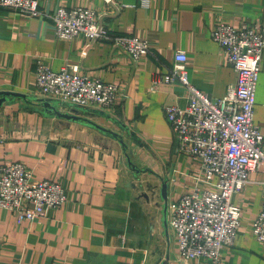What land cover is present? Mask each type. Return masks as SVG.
<instances>
[{
	"label": "crops",
	"instance_id": "crops-1",
	"mask_svg": "<svg viewBox=\"0 0 264 264\" xmlns=\"http://www.w3.org/2000/svg\"><path fill=\"white\" fill-rule=\"evenodd\" d=\"M37 5L47 13L60 7L92 9L112 35L147 40L152 49L135 64L108 41L59 39L49 20L0 8V92L21 94L31 103L9 98L0 107V168L22 163L34 180L61 184L67 197L33 221L0 208V264H213L182 259L162 220L163 178L167 202L196 186L210 187L201 182L199 162L174 151L164 116L165 106L186 105L185 88L154 81L170 72L175 52L182 51L190 84L222 98L237 76L210 32L219 22L264 24V0H37ZM37 60L54 72L77 66L80 75L116 84L119 101L107 111L77 113L57 105L58 114L75 120L50 113L31 100L42 98ZM254 123L264 134V51ZM139 172L159 179L149 185L153 198L143 191ZM263 181V173L252 172L233 194L240 228L234 244L220 250L217 264H264V246L251 231Z\"/></svg>",
	"mask_w": 264,
	"mask_h": 264
},
{
	"label": "built area",
	"instance_id": "built-area-1",
	"mask_svg": "<svg viewBox=\"0 0 264 264\" xmlns=\"http://www.w3.org/2000/svg\"><path fill=\"white\" fill-rule=\"evenodd\" d=\"M0 8L17 10L26 18L49 20L59 39L108 41L135 64L152 49L147 40L112 35L96 11L89 8L60 7L47 13L39 9L37 0H0ZM210 37L237 76L235 84L227 88L222 98L213 99L190 84L182 51L175 52L172 69L159 74L154 84L178 82L185 88L186 105L165 106L164 116L173 134L174 151L199 162L201 182L210 187L196 186L178 200L168 201V227L182 259L203 258L217 264L220 250L234 244L240 228V209L232 203L233 194L248 183L250 173L264 174V134L254 123L264 24L242 23L234 27L219 22ZM78 71L77 66H72L54 72L37 60L38 93L44 99L58 102L59 110L67 112L86 108L107 111L116 105L120 98L118 85L80 75ZM261 196V209L251 231L255 240L264 246V181ZM66 201L61 184L34 180L22 163L0 168V208L33 221Z\"/></svg>",
	"mask_w": 264,
	"mask_h": 264
},
{
	"label": "water",
	"instance_id": "water-1",
	"mask_svg": "<svg viewBox=\"0 0 264 264\" xmlns=\"http://www.w3.org/2000/svg\"><path fill=\"white\" fill-rule=\"evenodd\" d=\"M9 98H24L25 100L28 99L26 98L25 96L21 95V94H17V93H14V92H8V91H2L0 92V107H2L3 104H5L6 102L9 101ZM31 100H34L36 101L39 105H41L44 109H46V111H55V113L57 115H60V116H64V117H67L69 119H72V120H75V119H78V117L76 116H72V117H69L67 115H61V114H58L57 112V105H58V102L56 101H47L45 100L44 98H40V99H36V98H31ZM74 113H77L78 110H73ZM97 127V126H96ZM167 180L165 178H163L161 180V188H160V197L162 199V202H163V223H164V226L167 225ZM158 264H164V261H159Z\"/></svg>",
	"mask_w": 264,
	"mask_h": 264
},
{
	"label": "rangeland",
	"instance_id": "rangeland-1",
	"mask_svg": "<svg viewBox=\"0 0 264 264\" xmlns=\"http://www.w3.org/2000/svg\"><path fill=\"white\" fill-rule=\"evenodd\" d=\"M141 170L142 169H144V168H142V167H140V166H138ZM142 171H144V170H142ZM141 171V172H142ZM141 172H139L140 174V178H139V180H142V182H141V184H143L144 186H143V191L145 192V193H148V195H151L152 196V198L154 197V193L153 192H151L150 191V189H149V187L152 185V184H157L158 182H159V179L157 178V177H153V176H151V174L149 173V172H143V173H141ZM150 185V186H149ZM148 189H149V191H148Z\"/></svg>",
	"mask_w": 264,
	"mask_h": 264
},
{
	"label": "trees",
	"instance_id": "trees-1",
	"mask_svg": "<svg viewBox=\"0 0 264 264\" xmlns=\"http://www.w3.org/2000/svg\"><path fill=\"white\" fill-rule=\"evenodd\" d=\"M25 101H26V103L31 104V103L28 102L29 99H28V100H25ZM28 104H26L24 108H26V109L28 108V109H30V110L33 109V107H30ZM48 112H50V111H48ZM50 113H51V112H50Z\"/></svg>",
	"mask_w": 264,
	"mask_h": 264
}]
</instances>
